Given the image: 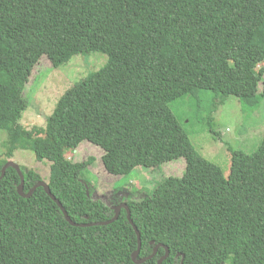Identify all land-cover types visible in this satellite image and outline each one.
<instances>
[{"label":"trees","instance_id":"trees-1","mask_svg":"<svg viewBox=\"0 0 264 264\" xmlns=\"http://www.w3.org/2000/svg\"><path fill=\"white\" fill-rule=\"evenodd\" d=\"M87 51L107 54V64L69 88L44 127L25 129L23 91L41 56L57 68ZM201 90L217 104L264 96V0H0V175L16 150H31L50 162L45 183L70 219L90 225L114 210L82 181L92 158L72 162L66 150L82 142L102 148L103 167L115 176L183 158V176L120 201L140 233L138 258L161 244L169 250L162 264H264V138L252 153L228 148L225 177L172 109ZM21 171L25 193L43 181ZM19 184L8 168L0 264H135L137 237L124 209L111 224L75 227L43 188L22 198ZM163 246L143 264H158Z\"/></svg>","mask_w":264,"mask_h":264},{"label":"rangeland","instance_id":"rangeland-1","mask_svg":"<svg viewBox=\"0 0 264 264\" xmlns=\"http://www.w3.org/2000/svg\"><path fill=\"white\" fill-rule=\"evenodd\" d=\"M108 60L109 56L103 52L87 51L74 55L67 63L55 68L42 55L23 91L26 109L20 118L22 126L25 129L44 127L61 96L75 83L104 67ZM261 89L260 84L259 93ZM217 101L219 99H215L211 91L201 90L194 98L179 99V105L174 102L172 109L187 129L195 150L217 164L224 176L228 177L231 164L228 148L252 153L264 138V96H259L256 103L240 100L236 96H227L220 104ZM194 105L200 107L197 109ZM196 110L199 111L197 115L194 113ZM5 139V133H1L0 156L4 151L2 142ZM64 155L66 160L72 162L92 158V163H88L82 173V181H85L93 200L111 208L128 197H149L160 181L170 176L181 177L186 168L185 160L178 158L159 168L138 167L126 176H115L107 173L103 167L102 148L90 142H82L76 149L66 150ZM12 161L24 171L34 170L44 182L50 177V162L36 160L31 150H16Z\"/></svg>","mask_w":264,"mask_h":264},{"label":"water","instance_id":"water-1","mask_svg":"<svg viewBox=\"0 0 264 264\" xmlns=\"http://www.w3.org/2000/svg\"><path fill=\"white\" fill-rule=\"evenodd\" d=\"M8 168H12L14 169L17 174L19 175V178H20V184L19 186L17 187V193L20 197L22 198H30L33 193L35 192L36 189L38 188H43L45 193L48 195V197L58 206V208L61 210V212L63 213L64 215V218L65 220L69 223V225L71 226H75V227H88V226H95V225H100V226H105V225H108V224H111L113 223L114 221L117 220V218L119 217L120 215V212L122 209H124L127 213V220L129 221L130 225L133 227V230L136 234V237H137V249L136 251H134L131 255V259L132 261L135 263V264H143L144 262L152 259L156 254H157V251L160 247H162L163 245L159 244L157 246L154 247V250H153V253L151 256L149 257H146V258H143V259H139L138 256H139V253H140V248H141V237H140V233L139 231L137 230L136 226L134 225L132 219H131V214H130V211L128 209V206L125 204V203H120L118 204L115 208H113L114 210V216L112 219L108 220V221H105V222H97V223H93V224H90V225H84V224H76L74 223L70 217L68 216L66 210L64 209V207L62 206V204L59 202V200L56 199V197L51 193L50 191V188L49 186L47 185V183H45L44 181H39L34 187H32V189H30V191L28 193H25L24 192V176H23V173L20 169V167L13 161H8L7 163H5V165L3 166L2 170H1V175H0V181L4 178L5 176V173H6V170ZM164 249H165V255L163 257H161L159 260H158V264H162V262L168 257L169 255V250L166 246H163Z\"/></svg>","mask_w":264,"mask_h":264}]
</instances>
